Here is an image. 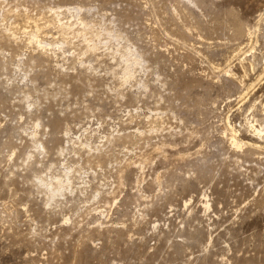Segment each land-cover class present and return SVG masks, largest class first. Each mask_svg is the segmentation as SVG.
<instances>
[{"label":"rangeland","instance_id":"1","mask_svg":"<svg viewBox=\"0 0 264 264\" xmlns=\"http://www.w3.org/2000/svg\"><path fill=\"white\" fill-rule=\"evenodd\" d=\"M0 264H264V0H0Z\"/></svg>","mask_w":264,"mask_h":264},{"label":"bare ground","instance_id":"2","mask_svg":"<svg viewBox=\"0 0 264 264\" xmlns=\"http://www.w3.org/2000/svg\"><path fill=\"white\" fill-rule=\"evenodd\" d=\"M257 130H258V129H257ZM257 130H256V131H257ZM261 130H263V129L261 128ZM257 133L259 134L260 132H257ZM235 134H236V133H235ZM260 135H261V134H260ZM234 144H238L237 141H234L233 145H234ZM238 146H239V145H238Z\"/></svg>","mask_w":264,"mask_h":264}]
</instances>
